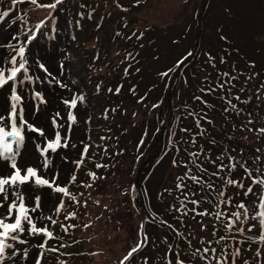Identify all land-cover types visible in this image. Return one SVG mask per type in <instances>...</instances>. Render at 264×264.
<instances>
[{"label":"rangeland","instance_id":"rangeland-1","mask_svg":"<svg viewBox=\"0 0 264 264\" xmlns=\"http://www.w3.org/2000/svg\"><path fill=\"white\" fill-rule=\"evenodd\" d=\"M49 2L50 0H39V4ZM201 7L202 0H139L138 4L136 0H63L57 9L52 11L36 7L29 0L15 5L13 0H0V11L10 12L9 17L0 23V42L12 41L13 36L25 40L27 37L24 36V31L27 28H35L34 31H36L37 25L41 24L37 38L31 43L26 53L30 73L34 78L39 77V81L26 82L19 88V93L24 97V118L42 128L46 136L52 138L57 129L52 125L51 118L56 113L61 114L63 119L60 123L65 126L70 123L67 120L70 110L76 117V122L71 128L69 147L66 150L61 148L54 154L50 153L52 163L39 175L51 180L53 175L58 173L57 184L66 185L71 193L70 196L77 197L81 185H84L85 177H83L82 165L76 173V181L70 182V175L76 170V165L71 161L78 160L84 145H88L85 163L91 153L95 152L93 147L98 145L109 151L113 161L110 164L111 173L107 176L108 179L102 183L98 182L94 190L95 196H90L96 199L99 195L105 196V193L111 192L116 197V203L112 207L123 205L125 212H128V214L123 212L125 217L121 216L122 212L116 213L118 221L104 225L108 220L99 216L100 210L104 209L94 205L89 206L90 213L85 212L90 215L89 218H83L87 220L86 222H79L72 228L70 227L72 219L64 220L65 225L69 226L67 233L60 223L50 225V230L55 236L47 240L48 249L59 250L62 249L61 245H67L66 250L70 251L72 247L67 243L76 240L77 237L81 243L79 247H75V252L93 249L102 252L93 259L92 256L82 257L80 253L78 259L65 262L62 255L36 247L45 237L40 235L32 237L25 234L24 238L29 243L17 246L29 248L26 264H36L37 255L40 252L44 253L41 264H120L130 247L134 246V242H144L145 235L147 241L127 264H145V261L147 264H169L168 254L175 238L168 230H159L155 228L156 225L150 223L146 224L142 238L139 231L143 225L145 213L141 217L142 207L136 203V194H133L132 188H135L139 167L147 156L156 154L160 147L158 130L160 125L164 124L168 108V104L163 107V103L172 77L176 75L178 62L183 58L186 59L195 47L198 32L197 17ZM130 8L131 11H128L127 15L124 14V11ZM80 13H83L82 18ZM90 14L91 19H89ZM125 16L133 20V23L130 22V25L126 27L123 26ZM48 18L50 20L46 22ZM150 26H155V30ZM123 38L132 43H124ZM263 40L264 0H210L203 18L200 48L192 63L182 72L181 81L174 96V110L167 118L162 153L159 158L148 163L142 174L141 187L145 191L151 214L154 215L155 211L167 210L165 199L162 204L158 195L164 194L167 190L172 192L177 181L183 183L178 178L186 173L187 176L195 175L204 181L214 183L219 190L221 184L217 181L220 180L211 176V173L216 170L211 161L216 160L217 164L220 163L217 157L221 156L222 152L218 151L220 148L222 150L223 146L217 148L216 144H211L213 141L210 139L215 134L214 130L220 131V128L228 126L230 121L221 114L222 112H218L215 122L210 124L213 127L210 130L207 128L208 122L199 124L196 121L200 113L192 108V104L197 99L196 92L206 79L205 77L209 80V77L219 75L215 69H220L222 66L225 70L230 66L233 68L232 71L237 70L231 74L241 79L238 80L235 91L239 93L237 97H240L237 100V111L241 108L247 110L243 111L244 119L239 123H244L250 126L249 128L264 127ZM141 45L143 46L140 47ZM134 49L141 51L135 54ZM7 54L6 49H0V59ZM40 63L52 74L51 76H47L38 67ZM98 71L101 74H98ZM91 74L95 75V78H92ZM52 77L59 79L66 87L58 86L55 81L50 84L49 80ZM248 77H253L255 82L257 81V86L263 85L259 95L252 96V83H250V87H247L243 96L244 80L246 81ZM9 91L10 85L0 89V113L8 111ZM33 92L41 93L46 101L38 105V111L34 110L36 101L33 100ZM80 96L83 100H78L75 109H69L63 102ZM204 97L207 99L204 102L206 107L215 104L217 109V105L223 106L226 102H223V99L217 102L208 95ZM228 106H232L231 101L230 103L228 101ZM104 108L109 111L111 118L112 116L115 118L110 120L108 132L100 129ZM249 120L253 123H248ZM241 130L240 135L243 138L239 140L245 145L246 151H236L233 157L238 160L245 159L243 161H248L249 165L255 169L256 165L253 161L257 156L264 159V150L261 149L260 153L256 148L255 151L249 150V143L258 142L257 139L260 142L261 133L259 137L254 136L253 131L249 134V130L246 132L243 128ZM59 131L63 134L67 131V127L60 128ZM24 135L25 144L18 158V166L32 164L39 167L37 161L40 158L35 145L41 143L42 138L28 131H25ZM218 138H222V134ZM221 142L225 144L226 140ZM71 144L77 147L73 148ZM63 157H67L68 162ZM199 165H202L201 171L197 169ZM203 169H207V172ZM10 171L12 170L7 162L0 161V176H7ZM242 175V169L237 166L232 177L240 179ZM189 180L190 185H186L191 188V184L196 183ZM111 183H115L116 186L112 187ZM247 183L248 181H245V184ZM199 186L203 193L209 192L205 186ZM23 191L28 194H39L42 197L41 210L33 214L38 226L49 224V221L41 219L42 216H52L56 220L64 208L59 212L56 211L60 200L66 197L46 185L37 186L30 182L23 185ZM228 192L234 195L237 189L229 188ZM205 195L206 193L204 197ZM214 195L215 193H212L209 199H212ZM242 197L241 194L238 199H244ZM253 199L255 198L249 197L246 201L250 207ZM200 201L204 202V199ZM26 203L31 204V199L26 200ZM107 204L109 205L110 201H107ZM207 205L210 207L206 206L202 211L213 210L212 204L207 203ZM193 207L194 205L187 204V208ZM183 209L184 205L181 207L182 213H184ZM222 210L230 213L234 209L222 207ZM194 214L188 212L185 221L180 224L181 227L171 224L178 234L177 245L171 254L172 261L181 259L185 264H204L200 256L203 254V248L207 246V241H212V247L217 249V253L221 250V244L216 243L220 235L213 236L209 229L216 224L209 223L208 220L212 217L202 216L197 220ZM91 217L92 220L89 221ZM202 225L207 230L202 231ZM216 227L219 228V224ZM104 229L105 232L101 231ZM245 229L247 230V226ZM259 232L257 223L254 231L247 235L258 236ZM105 233L108 237L102 236ZM222 235H225L224 228ZM237 239L243 241L245 238L237 236ZM201 240L205 243H201ZM227 243L235 245V241L232 240ZM256 248L255 243L250 245L251 250L247 244L243 245L238 264H242L245 258L249 260V264H255ZM196 249H201V252L194 256L193 252ZM8 264H25V262L17 257L15 261H8Z\"/></svg>","mask_w":264,"mask_h":264},{"label":"snow or ice","instance_id":"snow-or-ice-1","mask_svg":"<svg viewBox=\"0 0 264 264\" xmlns=\"http://www.w3.org/2000/svg\"><path fill=\"white\" fill-rule=\"evenodd\" d=\"M25 2V0H13V4ZM32 5L38 6L44 9H50L55 11L57 7L63 3V0H50L47 4H39V0H29ZM137 4L139 0H136ZM81 7H84L81 5ZM9 11H0V23L9 17ZM81 18L83 13L79 14ZM91 19V14L89 15ZM79 26V22H77ZM39 27L36 31L32 28H27L24 31V36L27 37L25 40L19 39L18 36H13L12 41L7 43L0 42V49H6L7 55L0 59V89L4 88L5 85H10L9 91V108L6 113H0V161L7 162L8 167L12 170L7 176H0V264H8V261H15L17 257L21 261H26L29 258L28 247H18L17 245H27L29 241L25 239V234L28 236L40 235L45 237L36 247L45 250H56L48 249L47 240L53 238V232L50 230V225H55L56 220L52 216H42L41 219L49 221V224L38 226L36 218L33 214L41 210L42 197L39 194H28L23 191V185L33 182L37 186H47L54 190L58 194H62L63 197L71 195L69 188L65 185L57 184L58 173L53 175L51 180L46 177L39 175L41 171H46L49 165L52 163V156L61 148L67 149L71 140V128L72 124L76 122V117L70 110L67 114V120L70 122L65 126L60 123L63 119L60 113H56L51 118V123L55 129L54 136L49 138L46 136L45 131L42 128L30 123L24 118V97L19 93V88L22 87L26 82L39 81V77H33L29 69V61L27 58V50L31 43L37 38ZM119 35V33H118ZM15 41V42H13ZM223 62V61H222ZM180 63V62H178ZM38 67L45 72L47 76L52 74L47 71L45 66L40 63ZM63 69V65H61ZM167 75V73H162ZM225 76L228 74L225 73ZM53 81L60 86L66 87L59 79L52 77L49 80L51 84ZM42 82V81H40ZM222 88L223 85H220ZM109 91H112L109 89ZM33 100L36 101L34 104V110L38 111V105L40 103H46L43 96L39 92L32 93ZM197 99H200L197 97ZM237 100L240 97H236ZM78 100L82 101L83 97L73 98L67 101H63L69 109H75L78 104ZM230 103V102H229ZM233 108L235 106L233 105ZM228 109L226 108L225 111ZM250 115V114H249ZM248 123H253L249 120ZM67 127L65 133L59 131L60 128ZM199 127V125H198ZM249 131H258L264 133V127L254 130L248 129ZM25 131L35 133L42 138L41 143L35 145V150L38 153L39 160L37 165H24L18 166V158L21 155V151L25 144ZM187 131V130H185ZM202 134V133H201ZM214 143V141H213ZM71 147H77L75 144H71ZM88 145H84L80 153V158L76 161H71L76 165V170L70 175V182L74 183L77 179V172L83 165L86 153L88 151ZM260 150L257 149V152ZM242 155V153H241ZM223 154L217 157L220 163L217 164L216 160H212L211 163L215 165L216 170L211 173V176L216 177L222 183L217 190L214 183L202 180L201 177L195 175L188 176L197 185H203L208 190V195L215 193L212 199L204 197V202L212 204V211L204 209L198 211L201 201L196 199H188V195H195V193L185 194V200L182 201L184 204V214L193 212L195 215L207 216L215 219L213 236H216V225H221L225 230V235L219 236L216 240L217 244H221V250L217 253V249L212 247V241H207V246L203 248L200 259L204 261V264H238L239 258L242 256V246L247 244L250 249L252 243L257 244L255 251V264H264V159L260 156L255 157L253 164L256 165L253 169L248 161L238 160L236 157L228 154V161H223ZM68 162L67 157H63ZM175 163V162H174ZM237 166L242 169L243 175L240 179H234L232 173L236 170ZM97 168L103 167V165L97 164ZM198 167L202 168V165ZM190 171V170H189ZM207 172V169H203ZM223 173V175H222ZM186 175H188L186 173ZM88 176L94 181L97 177L94 173L89 172ZM184 177H179L178 180H183ZM245 181H248L245 184ZM85 187H91V184L85 185ZM177 189L183 190L185 185L178 183ZM235 188L237 192L229 194L228 189ZM257 188L259 189L257 191ZM243 195L244 199H238L240 195ZM249 197H254L252 206L247 204ZM31 199L32 203L27 204L26 200ZM74 203L79 204L80 201L72 197ZM187 204L194 205L193 208H187ZM86 207V202L84 204ZM64 207V200L61 199L56 207V211L59 212ZM222 207L234 209L230 213L222 210ZM176 211H181V208L177 207ZM75 218V213H69L65 219ZM251 221V222H250ZM259 224L260 232L258 236H249L247 233H252ZM247 226V230L245 229ZM69 226L62 225L65 233ZM70 227L74 228L75 225ZM87 227V226H85ZM201 230H205V226L202 225ZM237 236L244 237L243 241L237 239ZM229 240L235 241V245L227 243ZM147 241V236L144 237V242H134V246L130 247L128 254L120 262V264H126L127 261L134 257V254L140 250L143 243ZM223 242V243H222ZM190 243V241H189ZM201 243L205 241L201 240ZM64 247V245H61ZM201 252V249H196L193 252ZM209 253H211L209 255ZM43 252L38 253L36 264H41L43 259ZM147 264V261H145ZM169 264H185L181 259L175 261L169 260ZM242 264H249L247 258L242 260Z\"/></svg>","mask_w":264,"mask_h":264},{"label":"trees","instance_id":"trees-1","mask_svg":"<svg viewBox=\"0 0 264 264\" xmlns=\"http://www.w3.org/2000/svg\"><path fill=\"white\" fill-rule=\"evenodd\" d=\"M152 1H154V0H152ZM36 7H38V6H36ZM123 11H124V9H123ZM128 11H131V8L128 10H125L124 14L127 15ZM129 18L130 17H126V16L124 17V23H123L124 27L130 25V22L133 23L132 22L133 20H131ZM49 20L50 19L48 18L46 20V22ZM134 23H136V21H134ZM40 26H41V24L37 25V27H39V28H40ZM150 27H152V29L155 30V26H150ZM33 30H35V28ZM137 30H139V29H137ZM123 40H125V42L123 41L124 43H132L130 40L127 41L125 38H123ZM142 46L143 45H141L140 47H142ZM263 46H264V40H263ZM140 51L141 50L136 51L134 49L135 54H137ZM210 56L213 57L212 54H210ZM183 59H185V58H183ZM232 70H233V68L230 66H228L227 69H225V70L222 69V66H220V69H215L216 73H219V75L218 74H216V76L213 75L212 77H209V80L207 79L208 77H205L206 78V79L204 78L205 82L203 81L201 83V86L198 88V90L196 92V94H197L196 96L199 97L200 99H196V101H194V103L192 104V108L194 110H196V112L200 113V115L198 116V120H196V121L199 124H201V123L204 124L205 122H208L207 128L210 130L213 129V127H211L210 124L215 122V120L219 114L218 112H220V113L222 112L221 114H223V116L225 118L229 119L230 124L228 126H225V128H223V127L220 128V131L214 130L215 134H214L213 138L210 139V141H214V143H211L212 145L216 144L215 146L217 148H218V146H219V148H220V146H223V149H225L223 151V149L221 150V148H220V150L218 151V152H222V154H223L222 158H223V161L225 163L228 161V154L229 153H231V156H234L236 151H239V150H241V151L245 150L246 151L245 145L241 144V142L239 140V138H241V139L243 138V136L240 135V133H242L241 129L243 128L245 132L248 129H254V130L258 129L257 126H255L254 128H249L250 126H246L244 123H239L244 119L243 111L246 112L247 110L244 108H241L239 111H237L238 102H237L236 97L239 96V93H236L235 91L237 88V82H238V80H241V79L236 78L233 75H231L232 72H237V70H234V71H232ZM224 73H228V75L225 76ZM98 74H101V72L98 71ZM91 76H92V78H95V75L91 74ZM207 80H208V83H207ZM250 83H252V96H255V94L259 95L263 90V88H262L263 85L259 84V86H257V84H256L257 81L255 82L253 77H248L246 79V81L244 80L245 88H244L243 96L245 95V91H246L247 87H250ZM220 85H223V87L221 88ZM99 93H101V92L99 91ZM203 93H205L206 95H208V97H211L213 100H215L217 102L219 100L221 101V99H223V102L224 101H226V102H224L223 106L217 105V109L215 108V104L212 106L206 107V105H204V102L207 99H205L204 96H206V95H204ZM228 101L229 102L231 101V103H232L231 107L228 106ZM196 103H198L200 105L197 106L198 104H196ZM212 104H213V101H212ZM233 105L235 106V108H233ZM226 108L228 109L227 111H225ZM110 109L111 108H109V110ZM108 112L109 111H107L104 108L103 115H102V118L100 120L101 121L100 129H103L104 131H107V132L109 131L108 125H109L110 120L115 119L113 116H112V118H113L112 119ZM240 113H242V114L240 115ZM246 127H248V128H246ZM221 131H222V133H221ZM253 133H254V136L256 135V136L260 137V132L253 131ZM221 134H222L223 139L218 138V136ZM249 134H252V131H249ZM221 140H224V141L226 140L225 144H223L221 142ZM260 140L261 141L259 142V139H257V141L259 143L258 142H254V143L250 142L249 143V148H250L249 150L255 151V148H256V150L258 148H259V150H261V149L264 150V133H261ZM101 141H103V139H101ZM240 144H241V146H240ZM260 147H262V148H260ZM93 149H95V152L94 153L92 152L93 154L91 153L90 158L87 159V161L85 163H83L82 172H83V177H85L84 185L83 186L81 185L80 193L77 197H75L76 200L80 201V203L79 204L74 203V201L71 200L72 196H68L65 199H63L64 200V208L60 211L58 217L56 218V221H57L56 224L60 223L61 226L65 225V223H64V220H66L65 217L69 213H72V212L75 213V218L72 219V225L75 224V226H76L79 222H86L87 220H85L83 218H85V217L89 218L88 216H90V215L85 214V212L90 213L91 211L89 210V206L93 207L94 205L99 206V207H103L102 209H104V210H100L101 213L99 216L105 217V220H108L107 224H104V225H108L110 222L112 223L113 221L117 222L118 219H116V213L122 212L121 216H124L123 212H125V208L123 207V205H119L117 207H112V205H115V203H116V201H115L116 197L113 195V193H111V192L105 193L104 194L105 196L99 195V196H97L96 199H94V197H91V196H95L94 190L96 189L98 182L102 183V181L108 179L107 176H109L111 173L110 164L113 161V159H111V155H110L108 150H104L103 148L98 147V145H95L93 147ZM116 150L117 149L115 148V151ZM252 151H250V156H252ZM260 152L261 151H259V153ZM243 160H245V159H241V161H243ZM97 164L103 165V167L97 168L96 167ZM115 164H116V162H115ZM195 168H196V166H195ZM197 169H198V171L202 170L201 167H198ZM89 172L94 173L95 176L97 177L94 181L88 176ZM192 172H194V171H192ZM183 177H184V179L182 180L183 181L182 184L185 185L183 190L177 189V187H175L179 183L177 181L175 183V186H174V189L172 190V192L167 190V192L165 191L164 194L162 193V194L158 195L159 200H161L163 202L162 204H164V201H165V203L167 205V210L155 211V212H153L154 215L152 214L158 220H160L162 222H168V223L170 222V224L176 225L177 227L178 226L181 227L180 224L183 223V221H185V218L188 215V214L185 215L181 211H176L177 207H179V208L183 207L184 204L182 203V201L185 200V194L195 193V195H188L187 198L188 199H196V200L204 199L205 193H206L205 196H207L208 199L211 196V195H208L209 192H207V191L205 193H203L200 189V186L197 184H191V188L187 187L186 184L190 183V180L187 178L188 176L186 174ZM217 182H219L220 184L222 183L221 181H217ZM94 183H95V185H94ZM87 184L88 185L91 184V187L86 188L85 185H87ZM107 184L109 185V182H107ZM111 185H112V187L116 186L115 183H111ZM188 185H190V184H188ZM132 189L134 192L133 194H136V196H135L136 203H139L141 205L139 194H138L136 188L133 187ZM143 192L145 195L144 190H143ZM145 197H146V195H145ZM107 198H108V200H107ZM163 199H165V200L163 201ZM107 201H110L109 205L107 204ZM132 201H133V204L135 205L133 198H132ZM85 202H86V207L84 206ZM146 202H147V197H146ZM149 202H150V200H149ZM206 206L210 207L209 205H207V203L201 201V204L198 208V211H202V209L205 208ZM142 211L140 212L141 217L144 213ZM125 213L128 214V212H125ZM194 216L197 218V220L202 218V216H199V215L194 214ZM94 217H98V216L94 215ZM91 220H92V217H91V219H89V221H91ZM208 221H209V223H213V222L216 223L214 218H212V219L210 218ZM121 222H123V221L121 220ZM85 226H87V225H85ZM155 228H158L159 230H168V229L161 228L157 225L155 226ZM105 229H108V228L105 227ZM105 229L101 230V231L105 232ZM209 229H210V232L213 234L214 227L211 226ZM217 229L218 230L216 231V235L221 236L223 227L221 225H219V228H217ZM141 230H142V227H141ZM141 230L139 231L140 235L142 233ZM205 230H207V228H205ZM54 236L55 235L53 233V237ZM102 236L108 237L107 233L103 234ZM95 237H97V235ZM66 238L68 239L69 237H66ZM79 243H81V240L76 237V240L68 241V243H67L68 246L72 247V249L74 248L73 250L71 249L70 251H67L66 250L67 245H64V247H62V249L51 250V251L62 255V259L65 262H69L70 260H73L75 258L78 259V256L80 255V253H81L82 257L92 256V259L94 256L100 255L102 253L98 249H93L90 251L89 250L88 251L79 250V252H75V250H76L75 247L80 246Z\"/></svg>","mask_w":264,"mask_h":264},{"label":"water","instance_id":"water-1","mask_svg":"<svg viewBox=\"0 0 264 264\" xmlns=\"http://www.w3.org/2000/svg\"><path fill=\"white\" fill-rule=\"evenodd\" d=\"M209 4H210V0H202V7H201L200 12H199L198 17H197L198 32H197L195 47H194L193 51L191 52V54L186 59H183L179 63V65L177 67L176 75L174 77H172L170 88H169L167 95L165 97L163 107L168 104V108H167L166 113H165L164 124H161L159 127V130H158V134L160 135V147H159L156 154H154V155L151 154V155L147 156L146 160L139 167V170H138L137 176H136V180H135V184H134L136 190L139 193V198H140L142 210L145 213V219L143 221V226H142V238L144 237L145 226L148 223L153 224V225H157V226L164 228V229H168L170 231V233L175 238V241L173 242L171 250L168 254L169 260H172L171 254L173 253L174 248L177 245L178 234L176 232V229L170 223L162 222L151 214V212L147 206V202H146L144 192H143L142 187H141V178H142V174L144 173V169L148 165V163L151 160H156L157 158H159L160 154L162 153L164 141H165V135H166V128H167V124H166L167 118H168V115L171 112L173 113V110H174V108H173L174 96H175V93L177 91L178 85L181 81L182 72H183L184 68H186V66H188L192 63V61L194 60V58L197 55L198 50L200 48V42H201L202 33H203V18L207 12ZM161 116H162V112L160 113V117ZM136 253L134 254V256L136 255ZM129 261H127L126 264Z\"/></svg>","mask_w":264,"mask_h":264},{"label":"flooded vegetation","instance_id":"flooded-vegetation-1","mask_svg":"<svg viewBox=\"0 0 264 264\" xmlns=\"http://www.w3.org/2000/svg\"><path fill=\"white\" fill-rule=\"evenodd\" d=\"M142 231V230H141Z\"/></svg>","mask_w":264,"mask_h":264}]
</instances>
